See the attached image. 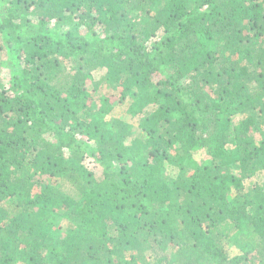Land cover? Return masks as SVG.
Listing matches in <instances>:
<instances>
[{
  "label": "trees",
  "instance_id": "1",
  "mask_svg": "<svg viewBox=\"0 0 264 264\" xmlns=\"http://www.w3.org/2000/svg\"><path fill=\"white\" fill-rule=\"evenodd\" d=\"M0 264H264V0H0Z\"/></svg>",
  "mask_w": 264,
  "mask_h": 264
},
{
  "label": "rangeland",
  "instance_id": "2",
  "mask_svg": "<svg viewBox=\"0 0 264 264\" xmlns=\"http://www.w3.org/2000/svg\"><path fill=\"white\" fill-rule=\"evenodd\" d=\"M2 78L3 79H5L6 81H7V77H8V70L7 69H3V72H2ZM117 111H119V115L121 114V110L120 109H118ZM116 111V112H117ZM123 119H125V121H127V122H129V124H131V125H134L135 126V121L134 120H132L129 116H126L125 118H123ZM204 156V155H203ZM202 156V158H204ZM173 256V255H172Z\"/></svg>",
  "mask_w": 264,
  "mask_h": 264
}]
</instances>
